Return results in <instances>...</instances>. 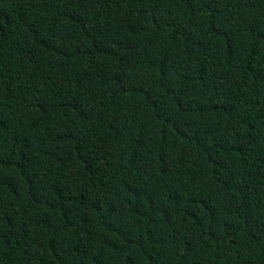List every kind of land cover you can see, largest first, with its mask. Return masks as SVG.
Segmentation results:
<instances>
[{"label": "trees", "instance_id": "16d2710c", "mask_svg": "<svg viewBox=\"0 0 264 264\" xmlns=\"http://www.w3.org/2000/svg\"><path fill=\"white\" fill-rule=\"evenodd\" d=\"M0 264H264V0H0Z\"/></svg>", "mask_w": 264, "mask_h": 264}]
</instances>
